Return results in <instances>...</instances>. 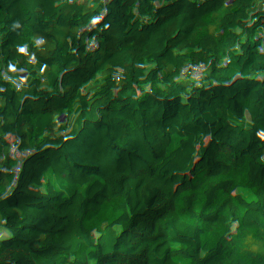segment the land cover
Here are the masks:
<instances>
[{"label":"trees","instance_id":"16d2710c","mask_svg":"<svg viewBox=\"0 0 264 264\" xmlns=\"http://www.w3.org/2000/svg\"><path fill=\"white\" fill-rule=\"evenodd\" d=\"M0 168V264H264V0H0Z\"/></svg>","mask_w":264,"mask_h":264},{"label":"built area","instance_id":"2783aa9c","mask_svg":"<svg viewBox=\"0 0 264 264\" xmlns=\"http://www.w3.org/2000/svg\"><path fill=\"white\" fill-rule=\"evenodd\" d=\"M149 76L146 75H125L121 74L118 78L110 85L103 83L94 86L95 98L92 99L91 103L97 102L99 99L110 102L117 103L126 97L131 91L139 88L143 85ZM42 95L45 100L50 103V107L45 111V115L38 126H51L54 121V116L61 119L63 128L72 125L79 117V115L84 111L89 109L90 105L86 104L81 110L71 109L67 102L62 98L59 91H42ZM62 128V129H63ZM61 144L53 146L50 150V156H54L59 150ZM48 177L55 178L58 174L56 164L45 168ZM0 168V173L2 172ZM166 196L164 194L150 195L144 198L142 202L150 203L153 207L158 208L163 201H165Z\"/></svg>","mask_w":264,"mask_h":264},{"label":"rangeland","instance_id":"374dc122","mask_svg":"<svg viewBox=\"0 0 264 264\" xmlns=\"http://www.w3.org/2000/svg\"><path fill=\"white\" fill-rule=\"evenodd\" d=\"M40 12L44 17H46V16L52 14L53 9H51L49 6H47L45 4H42L40 7ZM121 20H122V16L118 13H116L112 16L111 23H110V31L111 32H116V31L122 30V25H121L122 21ZM36 100H38V99L35 98L33 100L34 103H36ZM200 105H201V103H200ZM227 162L230 163V160L228 158H225V163H227ZM226 172L228 174V173L232 172V170H229V168L226 167ZM228 192H231V188L228 190Z\"/></svg>","mask_w":264,"mask_h":264},{"label":"water","instance_id":"95a60500","mask_svg":"<svg viewBox=\"0 0 264 264\" xmlns=\"http://www.w3.org/2000/svg\"><path fill=\"white\" fill-rule=\"evenodd\" d=\"M229 97H230L229 93H226V94L223 95L224 100H227Z\"/></svg>","mask_w":264,"mask_h":264}]
</instances>
